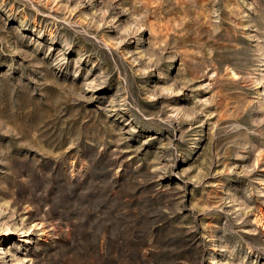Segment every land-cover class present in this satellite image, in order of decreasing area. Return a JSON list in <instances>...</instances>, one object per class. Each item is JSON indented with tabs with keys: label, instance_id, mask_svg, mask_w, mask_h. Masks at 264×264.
Masks as SVG:
<instances>
[{
	"label": "rangeland",
	"instance_id": "374dc122",
	"mask_svg": "<svg viewBox=\"0 0 264 264\" xmlns=\"http://www.w3.org/2000/svg\"><path fill=\"white\" fill-rule=\"evenodd\" d=\"M0 264H264V0H0Z\"/></svg>",
	"mask_w": 264,
	"mask_h": 264
},
{
	"label": "bare ground",
	"instance_id": "6f19581e",
	"mask_svg": "<svg viewBox=\"0 0 264 264\" xmlns=\"http://www.w3.org/2000/svg\"><path fill=\"white\" fill-rule=\"evenodd\" d=\"M10 232H11V230H10V229H8V230H7V235H9V233H10Z\"/></svg>",
	"mask_w": 264,
	"mask_h": 264
}]
</instances>
